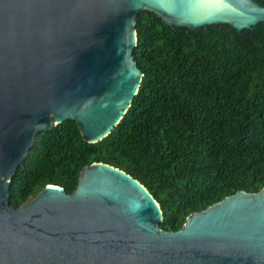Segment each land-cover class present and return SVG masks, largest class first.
Returning <instances> with one entry per match:
<instances>
[{"label": "water", "instance_id": "95a60500", "mask_svg": "<svg viewBox=\"0 0 264 264\" xmlns=\"http://www.w3.org/2000/svg\"><path fill=\"white\" fill-rule=\"evenodd\" d=\"M197 30L264 23L254 0H0V264H264V186L161 230L158 204L122 170L84 166L70 194L45 185L17 208L8 185L34 134L73 120L88 143L129 109L141 72L138 11Z\"/></svg>", "mask_w": 264, "mask_h": 264}, {"label": "trees", "instance_id": "16d2710c", "mask_svg": "<svg viewBox=\"0 0 264 264\" xmlns=\"http://www.w3.org/2000/svg\"><path fill=\"white\" fill-rule=\"evenodd\" d=\"M134 30L142 75L129 109L93 143L73 120L34 134L9 181V207L48 184L70 194L93 162L137 180L158 204L165 231L224 196L264 186V23L189 30L143 10Z\"/></svg>", "mask_w": 264, "mask_h": 264}]
</instances>
